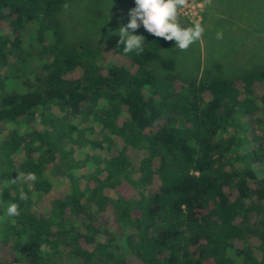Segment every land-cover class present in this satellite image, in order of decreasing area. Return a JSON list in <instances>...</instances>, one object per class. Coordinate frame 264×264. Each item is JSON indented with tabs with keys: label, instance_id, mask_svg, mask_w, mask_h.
<instances>
[{
	"label": "trees",
	"instance_id": "obj_1",
	"mask_svg": "<svg viewBox=\"0 0 264 264\" xmlns=\"http://www.w3.org/2000/svg\"><path fill=\"white\" fill-rule=\"evenodd\" d=\"M66 1L0 0L6 178L38 177L0 194V264H264V67L183 82L163 54L175 42L147 31L139 54L66 42ZM55 160L60 188L42 168Z\"/></svg>",
	"mask_w": 264,
	"mask_h": 264
},
{
	"label": "rangeland",
	"instance_id": "obj_2",
	"mask_svg": "<svg viewBox=\"0 0 264 264\" xmlns=\"http://www.w3.org/2000/svg\"><path fill=\"white\" fill-rule=\"evenodd\" d=\"M65 4L68 5L67 9L64 8ZM65 4L56 15L66 42H82L92 47L117 45L119 36L115 33L120 26L128 23L129 9L135 6L134 0H67ZM178 16L182 27L200 22L205 28L203 39L187 51L174 48L171 52L163 53L174 60V74L181 81L221 75L233 79L253 67H264V0H211L210 5H206L204 0H190L178 11ZM218 29L223 31L222 40L215 38ZM144 31L141 26L132 34L142 35ZM33 33L32 26L22 32V46L25 50L30 48ZM11 62L3 71L9 81L14 79V75L27 72L33 61L27 55L24 62ZM15 128L22 131L24 124H16ZM6 131V126L0 127V194L13 197L24 183L28 189L32 185L26 180L13 184V179L6 178L10 169L1 149L6 140ZM42 168L54 188H60L67 182V169L59 160L43 162ZM13 170L16 174L21 171L18 166ZM136 180L139 190H142L138 175ZM32 196L36 208L45 195L40 192ZM111 198L116 200L117 195L112 193ZM54 264L72 263L62 258Z\"/></svg>",
	"mask_w": 264,
	"mask_h": 264
},
{
	"label": "clouds",
	"instance_id": "obj_3",
	"mask_svg": "<svg viewBox=\"0 0 264 264\" xmlns=\"http://www.w3.org/2000/svg\"><path fill=\"white\" fill-rule=\"evenodd\" d=\"M190 0H134L135 6L129 9V20L126 25L119 27L116 35L119 36L118 44L123 45L125 54L143 51L145 38L141 35L132 34L141 26L151 35L163 38L165 41H174L175 46L180 51H187L193 44L198 43L204 37L205 28L202 23L197 22L188 27H182L180 24L178 11L184 8ZM206 5L211 4V0H204ZM65 4L64 8L67 9ZM204 9L201 8V12ZM223 31L217 30L215 38L223 39ZM30 181L33 184L38 177L33 172L19 173L16 179L11 180L13 184L18 181ZM21 200H27L28 195L21 190L19 193ZM6 215L9 217H18L20 215L19 205L10 203L6 208ZM42 253L51 252L47 244L40 245Z\"/></svg>",
	"mask_w": 264,
	"mask_h": 264
}]
</instances>
